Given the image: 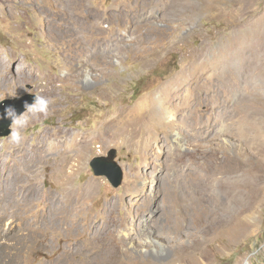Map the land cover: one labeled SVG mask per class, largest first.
Instances as JSON below:
<instances>
[{"label": "rangeland", "instance_id": "obj_1", "mask_svg": "<svg viewBox=\"0 0 264 264\" xmlns=\"http://www.w3.org/2000/svg\"><path fill=\"white\" fill-rule=\"evenodd\" d=\"M25 95L48 115L0 137V160L34 164L36 210L67 198V238L43 252L0 217V264H52L60 244L55 264H264V0H0V103ZM112 150L117 188L90 166ZM110 211L113 239H88Z\"/></svg>", "mask_w": 264, "mask_h": 264}, {"label": "bare ground", "instance_id": "obj_2", "mask_svg": "<svg viewBox=\"0 0 264 264\" xmlns=\"http://www.w3.org/2000/svg\"><path fill=\"white\" fill-rule=\"evenodd\" d=\"M168 92L169 93H167V95L169 96L171 95V97L173 98L179 96L178 94H180V93L174 92V90H173L174 93H172V91L170 90ZM164 93H162V95ZM164 98L154 97L153 100L152 98L150 99L149 103L145 105H143V103L138 105L139 113L137 115L141 113L143 114L145 112H152L155 114H157L156 112L160 113L161 108L159 107L161 105L158 106V104L161 103V99L165 101L166 98L165 99ZM175 104H177V102ZM174 107L178 108V106H175V105ZM131 119H132V116H126L125 118L120 120L121 126L119 128L117 127V125H114L107 130L109 131V133L111 132L112 135L113 134L115 135L117 134L116 132L118 131V129H121L122 131L123 129L128 127L132 123ZM122 126H125V127H122ZM52 140L55 143L57 139L56 140L52 139ZM72 145L74 146L73 148L75 149L74 158L75 156L82 155L84 151L83 147L85 146V143L81 140H77ZM22 151H23L22 148L20 150L15 149L13 153V155H15L14 159H9L7 161L0 160V217H3V216H7L8 218L14 217V219L18 217L22 221H24L25 224L27 225V229L30 231L31 234L40 236V240L38 241V246L40 248L38 250L46 252V250L52 247L51 245L52 236L58 237L59 241L67 238L66 231H65L66 222L63 219L67 212V198L63 197L59 200V203L54 202L52 204L50 203L51 202L49 198L50 196L47 193L45 196L41 198L44 200L41 208L39 210H36L34 208V203L39 198V192L34 184V177H33L34 164L32 166H29L28 167L29 169L27 168L28 170L25 168L26 167L25 158H23L22 156ZM173 152H175V150ZM173 152L171 154L172 159L173 157L176 158L175 156L176 154ZM68 166L69 165H67V167ZM146 209L147 207H145L144 210ZM114 220L115 218H114L113 212L110 211L107 213V215L103 216L102 224L97 225V226H94V224L89 225L88 227H90V229H94V228L96 229L94 230V233L92 234V236H89L88 239L92 238L95 241L98 238H100L102 235H106L108 239L110 240L113 236L111 224L113 222H116ZM57 222L61 224V227L56 226ZM132 232L133 231L131 230L130 233L126 234L125 238L128 240L133 238L134 233ZM32 250H35V249L33 248ZM38 250H35V251H38ZM54 251L55 253H57V256L55 257V254H53L51 255V259H49V261L52 264H55L56 260H61L62 258L64 259L68 256V249L67 247H63L62 244H60V246H57V248H55ZM155 253H156L155 256L157 257H162V256L168 257L169 255H171L170 252L163 251V250H158ZM25 264H28V260L25 261Z\"/></svg>", "mask_w": 264, "mask_h": 264}, {"label": "water", "instance_id": "obj_3", "mask_svg": "<svg viewBox=\"0 0 264 264\" xmlns=\"http://www.w3.org/2000/svg\"><path fill=\"white\" fill-rule=\"evenodd\" d=\"M35 96L25 95L22 97L3 100L0 103V113L3 115L4 108L7 106H14L17 114L25 111L24 103L29 104L34 101ZM10 119H0V137L10 135ZM115 151L112 150L107 156L95 157L90 163V166L96 176H104L107 178L112 187L117 188L121 185L123 180V171L121 167L115 162Z\"/></svg>", "mask_w": 264, "mask_h": 264}, {"label": "clouds", "instance_id": "obj_4", "mask_svg": "<svg viewBox=\"0 0 264 264\" xmlns=\"http://www.w3.org/2000/svg\"><path fill=\"white\" fill-rule=\"evenodd\" d=\"M51 103L49 98L41 95H35L32 103L25 102V111L21 114H17V110L14 106H7L4 108L3 115H0V119H10V138L14 143H20L22 140V130L29 126L30 120L33 117H39L40 115L47 116L49 110V104Z\"/></svg>", "mask_w": 264, "mask_h": 264}]
</instances>
